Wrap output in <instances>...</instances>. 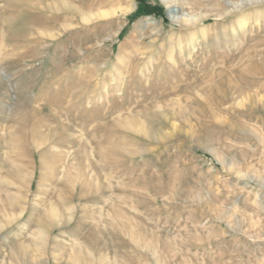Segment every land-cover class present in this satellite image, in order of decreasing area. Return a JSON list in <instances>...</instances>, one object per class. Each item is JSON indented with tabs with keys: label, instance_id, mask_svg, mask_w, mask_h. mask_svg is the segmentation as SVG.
<instances>
[{
	"label": "rangeland",
	"instance_id": "obj_1",
	"mask_svg": "<svg viewBox=\"0 0 264 264\" xmlns=\"http://www.w3.org/2000/svg\"><path fill=\"white\" fill-rule=\"evenodd\" d=\"M167 1L0 0V264H264V0Z\"/></svg>",
	"mask_w": 264,
	"mask_h": 264
},
{
	"label": "bare ground",
	"instance_id": "obj_2",
	"mask_svg": "<svg viewBox=\"0 0 264 264\" xmlns=\"http://www.w3.org/2000/svg\"><path fill=\"white\" fill-rule=\"evenodd\" d=\"M167 2H173L172 0H168ZM39 17H40V15H38ZM34 17V19L33 20H35V22L37 23V24H40V23H42L41 22V19L43 18L42 16H41V18L39 19V17ZM17 18V17H16ZM33 18V17H32ZM11 20V19H10ZM43 20V19H42ZM9 22H11V21H9ZM12 23V22H11ZM11 23H10V25H11ZM10 28H12V25H11V27ZM15 28V27H14ZM256 111V110H255ZM12 202V201H11ZM9 205V204H8ZM10 206H12V204H10ZM49 217V216H48ZM51 224V223H50ZM53 225V224H52ZM40 226V225H39ZM52 228H54V227H52ZM37 232V231H36ZM51 232V231H50ZM43 233H44V230H43V226L42 227H40V229H39V232L35 235L36 237H40V235L39 234H42L43 235ZM44 236V235H43ZM42 240H44V239H42ZM46 240V239H45ZM39 241H41V240H39ZM42 242V241H41Z\"/></svg>",
	"mask_w": 264,
	"mask_h": 264
}]
</instances>
